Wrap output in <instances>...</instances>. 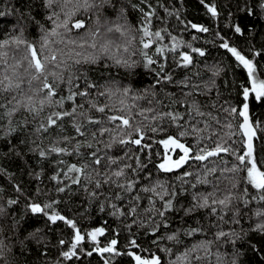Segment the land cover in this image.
I'll list each match as a JSON object with an SVG mask.
<instances>
[{"label": "trees", "instance_id": "16d2710c", "mask_svg": "<svg viewBox=\"0 0 264 264\" xmlns=\"http://www.w3.org/2000/svg\"><path fill=\"white\" fill-rule=\"evenodd\" d=\"M30 3L32 5L31 14L36 17V20L40 21V24L49 31L55 28L59 20L55 17L53 20L47 19L49 10L41 5V0H30ZM124 3L127 5V12L123 18L119 17L111 7H106L102 12L97 9L80 8L73 17V20L90 18V26L99 27L101 33L97 37L96 49L77 48L71 53L74 58H76V51L82 52L85 56L99 57L95 64L82 63L76 66L82 70L89 83L97 85V88L89 89L92 99L101 103H114L118 106L122 90L129 88L131 89L129 97L144 94L146 90L149 93L155 91L157 98L163 99L167 104L168 93H173L175 98L181 96L182 86L176 82L187 79L189 84H200L203 88L205 83L212 81L214 87L211 92L208 95H197L195 99L202 105H207L203 108L205 112L211 111L220 119L221 124L217 125L213 122V128L217 130L219 136L228 141L226 146L231 145L236 149V154H222L223 160L218 157L210 158V160L218 161L221 168L238 165L239 161L236 156L247 150V138L239 127L243 123V118L235 114L229 115L228 112L221 110V106L242 110L243 103H245L243 89L250 88L251 81L243 65L226 49L220 47L222 43L220 37H224L230 46L236 47L246 58L253 60L257 65V77L264 79V11L260 8L264 0H205L204 4L201 0H148L151 8L141 4L140 0H124ZM205 4L215 5L218 15L210 16L205 9ZM131 5H139L146 11L154 13L148 25L149 29L153 32L160 31L163 39L156 40L152 37L153 43L148 49L143 48L140 42L143 34L137 31V28L141 27L143 17L141 12ZM246 5L254 8L255 15H247ZM15 9H20L26 14L24 19H21L19 12ZM28 11L26 0H0V12L5 13L4 16H0V41L20 36L28 43L34 44L37 49L41 48L44 33L40 26L27 16ZM97 15L100 19L99 25H95ZM63 18L61 13L60 19ZM18 21L24 25L22 33L17 27ZM192 24L207 27L209 31L198 32L191 27ZM116 25L124 26L125 35L121 36L116 32L107 33L108 27ZM236 25L241 26L244 35L235 33ZM58 31L63 32V29H58ZM83 32V29L79 30V33ZM79 33L74 30L68 35L76 38ZM172 37L176 38L175 41ZM49 39L57 41L60 37ZM101 44H107L106 52L100 50ZM188 45H191V48ZM19 47L23 48V45ZM70 47L72 46L65 47L63 43H50L49 45V48L57 51L64 49L65 53ZM125 47L128 51H124ZM173 47H175L174 51ZM157 48H161L162 52L158 53ZM192 48L203 50L205 55L200 56L193 52ZM16 49L17 45L13 43L10 47L0 49V54L6 51L7 59L9 63H12L11 57L18 55ZM44 51L47 52L48 49ZM256 51L262 54L255 56ZM145 52L156 63L146 66ZM184 53L193 58V63L187 68L180 66L182 64L181 54ZM79 58L82 59V57ZM117 60L121 63L118 64ZM124 60L133 66H124L122 63ZM161 65L164 66V72L171 74L172 81L161 83L153 88L157 80L156 73L160 71ZM211 68L219 69L218 75L214 76L209 70ZM49 79L51 81V77ZM78 83L80 88L86 87L83 79ZM105 89H111L116 92V95L111 100L97 95L99 91ZM117 89L121 91L117 92ZM183 91H188V89L185 88ZM58 93L67 95V85L59 84ZM81 99L77 97L78 101ZM124 99L129 105L151 107L146 99L135 101L129 98ZM213 102L216 104L215 108L211 107ZM246 103L249 105V123L255 131L252 141L253 155L257 166L264 170V101L255 100L252 94ZM70 106V102L65 104L66 108ZM85 107L87 108V104ZM175 108L177 111H184V108L179 105ZM168 110V108L163 109V111ZM132 112L135 114L136 108H133ZM26 115L27 113L21 112L15 116L13 124L17 131L11 137L0 136V208L4 210L0 213V264H106V262L107 264H136L133 256H140L147 260L159 257L161 264H231L237 252L239 255L236 257V264H264V233L254 230L259 222L264 221V216L257 217L255 214L257 209L264 210V202L250 200L247 206L242 202V199L258 196L256 190L247 184L245 171L226 173L235 178L237 187L233 188L232 192L242 199L233 200L231 206L225 209L218 204L213 205L212 207L216 208L215 213L212 207H208L197 208L190 215H185L184 209L194 203L193 194L206 195L213 191V184H196L195 188L191 185L196 183L198 176L204 175L205 164L208 167L214 165L209 161L190 160L183 167L171 172L160 170L158 165L163 160L161 141L169 136L178 135L177 127L169 123L167 118L154 122L160 124L162 131L153 133L149 128L144 129L145 138L140 147H134L131 143L126 145L116 143L110 149H105L103 144L97 145L93 142V149L97 146L101 148L100 155L106 153L107 157L116 158L118 161L116 164H108L107 159L102 161V166L107 165L102 168L103 172L111 175L113 170L122 168L125 164L131 165L130 168L124 169L125 176L120 178L122 182H135L133 190L126 192L117 188L115 184H105L100 189H96L94 181L97 177L94 173L92 182L88 180L87 175L68 173V176H81L80 185L72 184L63 173L67 172V168L72 164L82 167L86 162L87 153L93 149L81 148L80 151L84 155L49 153L45 158H41L39 150H46L53 144L57 147H68L71 151L75 140L71 144L56 143V141L62 136H75L74 129L69 119L65 118L60 122L64 125L63 131L50 129L47 133L37 134L35 128L38 126V121H33L29 117L30 122L25 125L23 120ZM89 115L100 117L102 114L92 110ZM197 119L203 120L204 118L197 117ZM141 120L142 117L134 115V121L137 124ZM6 123V120L0 121V133L6 130L4 127ZM144 123H149V121H144ZM228 123H231V128L223 126ZM108 126L111 127V125ZM88 127H99V125H88ZM200 135L203 137L200 146L215 147L213 140L217 137L213 136L209 139L210 131L206 130ZM133 138H136L135 134ZM78 139L83 140L84 138L79 137ZM101 139L108 141V134ZM8 140H11V145ZM180 142L186 146L195 145L196 139L193 136H187L180 138ZM12 145H15V148H12ZM137 158H139V165ZM61 160L65 163H60ZM142 165H147V167H142ZM240 167L244 166L240 165ZM88 172H91V168ZM185 172H191L193 175L184 177ZM58 173L57 180H53L52 177ZM207 178L215 183L213 176L209 175ZM112 179L116 178L112 177ZM158 183L163 184V189L157 187L156 193L141 190L145 186L153 187ZM225 185L230 187L228 181H224L220 190L216 192L217 197L223 198L226 194ZM60 187H64L65 191L59 192ZM84 187H87L89 191H96L98 195L90 196L84 191ZM17 188L20 190L17 191ZM245 188L248 189L247 196L243 194ZM173 191L180 192L173 201L178 211L167 213L168 226L160 227L153 235V227L162 221V218L155 212V209L163 204L160 194ZM116 194H119L121 198L115 199ZM136 196L140 199L136 200ZM168 198L169 196L165 195V200ZM9 200H15L16 203L9 205ZM209 200L211 202V197ZM33 203L41 206L52 203V209L46 211L54 210L74 221L83 236L98 228H103L104 235L97 237L99 242L94 247L110 246V241L115 239L117 241L116 250L120 255L105 253L98 256L95 253L86 256L82 252L86 246L83 242L78 247L80 258L78 260L72 258L65 263L60 259V255L72 243L75 229L63 221L52 224L43 215L31 213L29 206ZM102 205L103 210H101ZM113 205L116 207L114 208ZM133 207L136 208L135 213L131 212ZM235 209H240L241 213L238 224L233 222ZM37 229H41L37 233L39 240L31 235ZM193 229H200V231L193 232ZM219 231H224L229 235L217 240L216 233ZM233 232L236 236L231 235ZM173 234H178L177 239L169 240L168 236ZM61 240L65 241L63 245L60 243ZM132 240L136 241L137 246L131 245ZM196 245L204 246L191 251ZM129 252L133 253V256L128 255ZM185 253H188L187 257Z\"/></svg>", "mask_w": 264, "mask_h": 264}, {"label": "snow or ice", "instance_id": "6c2138e0", "mask_svg": "<svg viewBox=\"0 0 264 264\" xmlns=\"http://www.w3.org/2000/svg\"><path fill=\"white\" fill-rule=\"evenodd\" d=\"M205 0H201V3L204 4ZM140 3L147 5L151 8V5L148 3V0H140ZM41 5L49 10L47 16L48 20H53L55 17L59 20L56 23L55 28L51 31L44 28L40 24V21L36 20V17L31 14V3L30 0H26V6L29 8L27 16L38 26H40L41 31L44 33L42 36L43 43L40 49L27 41L23 40L20 36H13L10 40L0 41V49H5L10 47L11 44L17 45L18 55L11 57L12 63H9L7 59L8 53L5 51L0 54V121H7L5 131L0 133V136L11 137L16 131L17 128L14 126L13 121L15 116L18 113H27L24 117L23 123L28 124L29 117L33 121H38V126L35 128L37 134L47 133L50 129H59L63 131L64 125L60 123L64 121L65 118L69 119L71 127L74 129L75 136H62L59 138L56 143L71 144L73 140L75 143L72 144V150L69 151L68 147H57L55 144L48 149H40L39 156L45 158L49 153H55L57 155H84L81 153V148L87 147L88 149H93V142L97 145L103 144L105 149H110L113 144L119 143L121 145L126 144H135L141 145L142 141L145 138L144 129L149 128L153 133L162 131L163 128L157 121H163L165 118L169 123L174 124L177 127L178 135L169 136L167 139L161 141L165 149H169L170 146L172 150L179 149L183 155L178 159L172 160L170 156H166L165 161L158 165L160 170L164 172H171L174 169L183 167L189 160L205 162L209 161L214 166L208 167L205 164V173L203 176H198L196 183H193L191 186L196 187V184L208 185L213 184V191L205 194H193L194 203L192 206L184 209L185 215H190L197 208H208L213 205H220L222 209L229 208L233 200L242 199L237 197L232 189L237 187V183L234 177L226 175V173H236L237 171L246 172V182L251 185L252 188L256 190L258 196H250L248 199H242V202L245 206L250 202V200H259L264 202V170H261L257 166V161L253 155V138L255 136V131L252 124L249 123V105L246 101L249 100L250 95L254 94V98L257 101H264V79H259L257 77V65L253 60L246 58L236 47L230 46L228 41L224 37H220L222 43L220 44L221 48L227 50L231 53L233 57L247 70L248 77L251 81V87H245L243 89V103L242 110L238 111L235 107L223 108L222 111H226L229 115L235 114L243 118V123L239 127L243 130L244 135L247 137V150L243 154H239L236 158L239 161L238 165H234L231 168L229 167H219L218 161L210 160V158L218 157L220 160H223V155H233L236 154V149L232 148L231 145H228V141L219 136L216 129L213 128V122L220 125L221 121L217 116H214L211 111L205 112L203 108L207 105H202L201 102L195 99L197 95H208L211 92L212 87H214V82L209 81L203 85L201 88L200 84H189L187 79L183 81H178L179 85L182 86V93L179 98H175L173 93H168L169 97L168 103L165 104L163 99L157 98V93L155 91L149 93L147 90L144 94H136L129 97L131 89L124 88L121 93V98L119 99V105L117 106L114 103H101L98 100L92 99V93L89 89L97 88V85L89 83L87 77L83 75V72L80 68L76 67L77 65L83 64H95L97 63L99 57L95 55H83L82 52L76 51L74 58L71 53L75 49H84V48H97V37L101 35L99 27L90 26L88 19H75L73 17L76 15V12L80 8L88 9H97L101 12L106 7L113 8L117 15L121 18L125 17L127 12V5L124 3V0H41ZM71 6V7H69ZM131 7L136 8L141 12L143 17L141 22V27L137 28V31H141L143 38L141 39V44L144 49H148L152 46L153 40L152 37H155L156 40H162L160 31H150L149 26L151 23V18L154 15L151 11H146L143 7L139 5H131ZM208 12L211 13L213 17L218 15V11L215 5L205 4ZM260 8L264 11V3L260 4ZM59 9V11H57ZM247 15H255L254 8L248 7L245 8ZM16 12H19L21 19H24L25 13L20 9H15ZM63 14L64 18L61 20L60 16ZM4 12H0V16H4ZM100 24L99 15L95 21V25ZM17 27L20 29L21 33L23 31V24L17 22ZM192 28L196 29L198 32H208L207 27L198 26L196 24L191 25ZM58 29H63V32L58 31ZM83 29V33H79V30ZM76 30L79 34L76 38L68 35L72 31ZM234 31L237 34L244 35V31L241 26L236 25ZM116 32L121 36L125 35L124 26L116 25L115 27H108L107 33ZM50 37H60L57 41H50ZM146 38V39H145ZM175 41V37H172ZM50 43H63L65 47L71 45L68 49V52L65 53L64 49L54 50L49 48ZM23 45V48L19 46ZM191 48V45H188ZM48 49L47 52L44 50ZM100 50L106 52L108 50L107 44H101ZM175 50V47L172 49ZM124 51H128L125 47ZM156 51L162 52L161 48H157ZM193 52L198 53L200 56H204L205 52L198 48H192ZM262 53L256 51L255 56H260ZM147 59V65H152L156 63L148 54L144 53ZM65 56L67 58H65ZM79 57H82L79 58ZM71 61V63H69ZM182 67H189L193 63V58L191 55L184 53L181 54ZM118 64L121 63L120 60L116 61ZM123 65L126 67H132L133 65L129 64L127 60H124ZM212 74L218 75L219 69L211 68ZM67 74V75H65ZM157 80L153 88L161 83H167L172 81L171 74L164 72V66H160V71L156 73ZM51 77V81L50 78ZM83 79L85 81L86 87L80 88L78 81ZM67 85V95H60L58 93L59 84ZM188 89V91H183V89ZM120 92V89L116 90ZM98 96L106 97L108 100H111L113 96L116 95V92H113L111 89H105L104 91H99ZM77 97L82 98L80 101L77 100ZM150 97V98H149ZM87 98V99H84ZM124 98H129L132 101L146 99L147 103L151 107H140L135 104L129 105L126 103ZM70 102V107L66 108L65 104ZM87 104V108L85 105ZM179 105L184 108L183 112L177 111L175 106ZM212 108L216 107L215 102L211 104ZM136 108L135 114H133L132 109ZM164 108H168V111H163ZM94 110V112L102 114L100 117L95 115H89V112ZM134 115L142 117V120L137 124L134 121ZM197 117L204 118L203 120L197 119ZM144 121H149V123H144ZM88 125H99V127L89 128ZM108 125H111L109 127ZM203 125V126H201ZM224 127L231 128V123L223 125ZM210 131L211 135L208 137L212 139L213 136L217 139L213 140L215 147L208 148L207 146H200L203 137L200 135L204 131ZM108 134V141H104L101 138ZM135 134L136 138H133ZM193 136L196 139L195 145H185L180 142V138ZM83 137V140L78 139ZM230 138V137H229ZM8 143L11 145V140H8ZM24 143V141H20ZM35 143V141H33ZM147 147V145H144ZM12 148H15V145H12ZM11 150V149H10ZM101 148L96 147L89 153H87L86 162L82 167H78L76 164H72L67 168V172H64L63 175L68 177L71 180V183L74 185H80L81 176L73 175L68 176V173H78L82 175H87V178L92 182V174L94 173L97 177L94 181L96 189H100L105 184H115L117 188L123 189L126 192H131L133 190L134 181L122 182L121 177L125 176V168H130L131 165L125 164L124 167L118 168L111 172V175L102 171V161L107 159L108 164H116L118 161L116 158L107 157V154L100 155ZM223 154V155H222ZM60 163H65L61 160ZM137 163L139 165V158H137ZM227 162L225 161V164ZM240 165L244 167L241 168ZM250 165V166H249ZM96 166V167H93ZM142 167H147V165H142ZM91 168V172H88V169ZM58 175L52 177L53 180H57ZM193 175L191 172L183 173L184 177ZM211 175L215 178V183L209 180L207 177ZM112 177L116 179L113 180ZM224 181H228L230 187L225 185L226 194L223 198L216 196V192L220 190L221 184ZM157 187L163 189V184L158 183L153 187H143L141 190L144 192H153L156 193ZM20 189L17 188V191ZM59 192H64L65 188H58ZM84 191L87 192L90 196L96 197L98 193L96 191H89L87 187H84ZM180 194L179 191H173L171 193L164 192L160 194V199L163 201V204L160 208L155 209L157 216L162 218L161 223L155 224L152 230L154 235L160 227H167V213L178 211L174 205V199ZM243 194L247 196L248 189H243ZM165 195H168L169 198L165 200ZM211 197V202L209 198ZM120 195L116 194L115 199H120ZM136 200H139L140 197L136 196ZM9 205L15 204V200H9ZM55 203V202H53ZM30 211L33 214L43 215L47 218L48 222L55 224L57 221H63L69 227L75 229V235L73 242L70 245V250L62 253L63 257L70 259L72 256L77 255L76 249L79 244L84 240V236L81 235L80 230L77 228L74 221L61 215L56 211H46L47 209H52L53 204H45L41 206L38 203H33L30 206ZM115 208L116 206L113 205ZM103 210V205L101 206ZM4 210L0 208V213ZM213 213L216 212V208L212 207ZM132 213L136 212V208L131 209ZM115 214V213H114ZM256 216H264V210L257 209ZM124 215V213H121ZM240 209H235L233 213V222L239 223ZM223 218V217H221ZM155 223V222H154ZM255 231L264 233V221L259 222ZM41 229H37L36 232L32 233V237L39 240L37 233ZM104 229L98 228L94 231L89 232L87 235L91 238L93 242L97 240L98 236L104 235ZM193 232L200 231V229H193ZM178 234L169 235V240L177 239ZM229 233L224 231H219L216 233V239L221 240L225 236H228ZM232 236H236V233H231ZM235 242L234 240L232 241ZM61 245L65 243L64 240L60 241ZM132 246H137L136 241L132 240ZM211 243V242H206ZM117 241L115 239L110 241V246L96 249L101 254L103 253H113L114 255H120L116 250ZM204 245H196L191 251H195L196 248L202 247ZM130 256H133V253H127ZM87 255H92L91 252H87ZM239 253H235L231 261V264H236V257ZM188 256V253H185V257ZM136 261V264H161L159 257H153L151 260L142 259L140 256H133ZM199 259V257H195ZM107 264V262H106Z\"/></svg>", "mask_w": 264, "mask_h": 264}, {"label": "flooded vegetation", "instance_id": "af4514ba", "mask_svg": "<svg viewBox=\"0 0 264 264\" xmlns=\"http://www.w3.org/2000/svg\"><path fill=\"white\" fill-rule=\"evenodd\" d=\"M83 242L86 243V246H85V248H84V251H82V252H84L86 256H88V255H87V252H91L92 254H95V253H96L98 256H99V255H103V254H105V253L101 254V253H99V251L96 250V249L103 248V247H97V248L94 247L96 244H98V242H99L98 239H97L95 242H93V241L91 240V238H90L87 234H85V235H84V240L82 241V243H83ZM82 243H81L80 245H82ZM78 247H79V246H78ZM78 247H77V249L75 250L76 253H77V255L72 256L70 259H66V258H64L63 255L61 254V255H60V259H62L65 263H67V261H68V260H71L72 258H75L76 260H78V259L80 258V255H79V253H78ZM66 251H69V248H68Z\"/></svg>", "mask_w": 264, "mask_h": 264}, {"label": "rangeland", "instance_id": "374dc122", "mask_svg": "<svg viewBox=\"0 0 264 264\" xmlns=\"http://www.w3.org/2000/svg\"><path fill=\"white\" fill-rule=\"evenodd\" d=\"M162 148H163V160L161 163H163L165 161L166 156H170L172 158V160H176L183 154L179 149L172 150L171 146L169 149H165L163 143H162ZM176 153H178V154H176Z\"/></svg>", "mask_w": 264, "mask_h": 264}, {"label": "water", "instance_id": "95a60500", "mask_svg": "<svg viewBox=\"0 0 264 264\" xmlns=\"http://www.w3.org/2000/svg\"><path fill=\"white\" fill-rule=\"evenodd\" d=\"M205 9H206L207 13H208L210 16H212L211 13L208 12V10H207L206 7H205ZM247 142H248V141H247ZM132 145H133L134 147H140V146L143 145V144L141 143V145H135V144H132ZM182 155H183V154H182ZM189 161H190V160H189ZM74 235H75V233H74ZM81 235H82V234H81ZM82 236H83V235H82ZM73 239H74V236H73ZM73 239H72V242H73ZM81 243H82V242H81ZM70 245H71V244H70ZM79 245H80V244H79ZM79 245H78V246H79ZM78 246H77V247H78ZM69 250H70V246H69ZM99 253H100V252H99ZM135 263H136V261H135Z\"/></svg>", "mask_w": 264, "mask_h": 264}]
</instances>
